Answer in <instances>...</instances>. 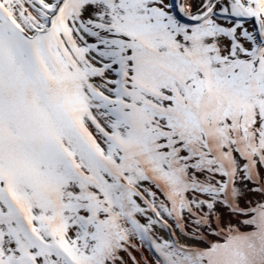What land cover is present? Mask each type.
<instances>
[{"label": "snow or ice", "instance_id": "snow-or-ice-1", "mask_svg": "<svg viewBox=\"0 0 264 264\" xmlns=\"http://www.w3.org/2000/svg\"><path fill=\"white\" fill-rule=\"evenodd\" d=\"M0 264H264V0H0Z\"/></svg>", "mask_w": 264, "mask_h": 264}]
</instances>
